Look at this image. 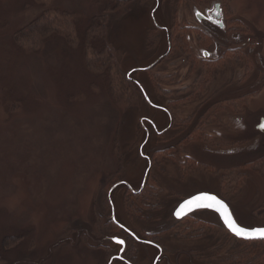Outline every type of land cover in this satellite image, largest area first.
Returning a JSON list of instances; mask_svg holds the SVG:
<instances>
[{"label":"rangeland","instance_id":"374dc122","mask_svg":"<svg viewBox=\"0 0 264 264\" xmlns=\"http://www.w3.org/2000/svg\"><path fill=\"white\" fill-rule=\"evenodd\" d=\"M123 1L0 0V264H264L215 213L172 216L207 193L264 228L263 167L231 170L264 157V0ZM215 7L223 31L197 21ZM103 16L107 77L87 63ZM193 219L203 238L180 239Z\"/></svg>","mask_w":264,"mask_h":264},{"label":"trees","instance_id":"16d2710c","mask_svg":"<svg viewBox=\"0 0 264 264\" xmlns=\"http://www.w3.org/2000/svg\"><path fill=\"white\" fill-rule=\"evenodd\" d=\"M112 1L114 2V6L113 7H107L106 8L107 9V12L108 11H110V12L117 11L119 8L122 7V5H125L126 4V2L123 1V0H112ZM221 8H223V7H221ZM223 12L225 13V11H223ZM105 20H107L106 17H104V16L102 18L99 17L98 18V21L96 23H94L93 25H91L88 28V30L86 32V37L89 38V39L91 37H93V36L94 37L97 36V37H100V38L102 37L101 38L102 44L105 43L104 42V40H105V38H104V35L105 34L104 33L106 32V29H105V26H103V24H101V21H104L105 22ZM35 24H36V22L33 23L31 26H34ZM30 28H32V27H29V29ZM34 30L36 31V29H34ZM90 41H91V43H93L92 42L93 41L92 39H90ZM149 41L150 40H148L147 44L149 43ZM170 43L171 44H169V53L173 52L174 50H176V51L177 50H182L184 52L186 51V48L184 46V41L182 42V40L181 39H178V37H175V36L171 37V42ZM88 48H89V50L91 52V55H92V57L91 56L88 57V55H87V57L89 58L88 61H87L88 67L91 70L97 71V68H101V72H104L105 73V71H107V73H108L106 75V77H107L110 74V71L112 69H119L118 68V65L116 64L117 61H116V58L114 56V53H113L112 49H110L106 43L103 45V47H101V43H100V45H99L98 48L92 47L91 45H89ZM226 53L227 54H232V53L234 54V53H236V54H239V55L242 56V49L241 48H238V49H229V50H226L225 54ZM220 61H221V59H219L217 62H220ZM214 63H216V62H214ZM220 66H221V64H220ZM249 66H252V65H249ZM114 73L117 74V71L115 70ZM208 75H209V73H205V75H202V76H208ZM118 76H121V75H118ZM122 83H123V86L119 90H116V89H118L117 86L114 87L113 84H111V90L113 91L112 92V95H114V92L115 91L117 93V92L122 91V90H127L128 89V86L129 87L131 86L130 85L131 82L127 78H125V77L123 78V81L120 82V84H122ZM203 85H205V84H203ZM199 90H200V88H197L196 89V91H199ZM262 90L263 89H261V91ZM129 96L132 98L131 100L136 101V99H135L136 95L134 94L133 91L131 92V94H129ZM248 96L251 97L252 94L251 95H248ZM129 101H130V99H128L126 102H129ZM117 149H119L118 148V145L116 146V150ZM159 155L161 156L162 154L159 153ZM263 160H264V157L259 158V159H256V160L251 161V162H248L245 165H242L240 167H236V168L231 169L232 171L237 170L239 172L238 175L235 174V176H233L232 178L234 180L237 179L239 181L241 180V177L243 179H245V178L248 177V175H247L248 170H251L255 174L257 173L258 175L262 174L261 172L258 171V169H262V167H263L262 170L264 171V164H263L264 161ZM259 165H261V166H259ZM147 191H145V189H144L141 193H138L135 196L136 197H140L144 192L147 193ZM150 198H151V196H148L147 197V199H150ZM131 209L132 210H135L134 206L131 207ZM263 215H261L260 217L263 218V221H264V216ZM189 218L190 217H188L187 219H184L182 221H179L178 223L185 222V220H189ZM193 220L191 222L189 221V223H187L185 225L186 227L183 228L184 229V232L183 233L179 232V234L177 236L180 239L182 238V240L184 239L185 241H188V240L200 239L201 237L203 238V236H204L203 233L206 231V229L203 226L206 225V224H203L202 222H200V221H198L196 219L194 221ZM197 226H198V228H197ZM196 228L198 229L197 231H195ZM208 231H209V229H208ZM225 231H227V230L225 229ZM227 233L231 237H234L228 231H227ZM235 239H237V238H235ZM237 240H239V241H241L243 243H248V244H254V243L264 244V240H257V241H244V240H240V239H237Z\"/></svg>","mask_w":264,"mask_h":264},{"label":"snow or ice","instance_id":"6c2138e0","mask_svg":"<svg viewBox=\"0 0 264 264\" xmlns=\"http://www.w3.org/2000/svg\"><path fill=\"white\" fill-rule=\"evenodd\" d=\"M260 127L264 129V124L260 125ZM198 208L214 209L217 213H219L224 223L236 236L244 238H264V228L249 230L247 228L240 227L232 218L227 205L216 196L207 193H201L193 196L191 199L185 200L175 214L177 217H180L182 214H187L188 212ZM116 243L123 245L125 242L117 239Z\"/></svg>","mask_w":264,"mask_h":264},{"label":"flooded vegetation","instance_id":"af4514ba","mask_svg":"<svg viewBox=\"0 0 264 264\" xmlns=\"http://www.w3.org/2000/svg\"><path fill=\"white\" fill-rule=\"evenodd\" d=\"M209 14L207 15V17H204L205 19H203L202 21H198V22H203V21H207V23L210 25V28H213V29H216V30H218V31H223L224 30V27H225V25L221 22V21H219L220 19H221V15H220V11L218 12V9L215 7V11L213 12V11H210V12H208ZM208 30H209V27L207 28ZM222 29V30H221ZM229 49H232V48H225L224 50H229ZM169 55V54H168ZM207 57H209V54L208 53H206V52H204L203 53V58H207ZM219 60V59H218ZM217 60V61H218ZM216 61V62H217ZM206 111H208V109H206ZM173 125H174V122H171V124H170V127H169V130H171L172 128H173ZM145 186V185H144ZM145 189V187H141V189L138 191V193H141L143 190ZM199 194H201V193H199ZM196 195H198V194H196ZM193 196H195V195H192V196H190V197H185L183 200H182V202H184L185 200H187V199H189V198H191V197H193ZM181 202V203H182ZM181 203H179L178 204V206L181 204ZM177 206V207H178ZM177 207L174 209V211L172 212V216H173V218L175 219V217H174V213H175V210L177 209ZM203 211H207V210H203ZM198 212V211H197ZM202 212V211H201ZM214 213V212H213ZM187 217H190V215H188ZM186 218V217H185ZM187 219V218H186ZM176 220V219H175ZM180 221V220H179ZM200 240V239H199ZM198 240V241H199ZM161 258V257H160Z\"/></svg>","mask_w":264,"mask_h":264},{"label":"water","instance_id":"95a60500","mask_svg":"<svg viewBox=\"0 0 264 264\" xmlns=\"http://www.w3.org/2000/svg\"><path fill=\"white\" fill-rule=\"evenodd\" d=\"M219 12V11H218ZM197 16V20L198 21H202L203 19H205L204 18V16H202V15H200V14H197L196 15ZM262 124H264V119H262L261 121H260V124L257 126V130L259 131V132H264V129H262L261 127H260V125H262ZM199 195V194H198ZM192 198V197H191ZM191 198H189V199H191ZM219 199V198H218ZM188 200V199H187ZM183 203V202H182ZM181 203V204H182ZM180 204V205H181ZM180 205L177 207V209L175 210V213H176V211L179 209V207H180ZM228 207V206H227ZM203 210H207V211H211V212H214L218 217H219V219H220V221H221V223H222V225L224 226V228L232 235V236H234L235 238H237V239H240V240H244V241H257V240H264V238H261V237H256V238H244V237H239V236H236L228 227H227V225L224 223V221H223V219L220 217V215H219V213H217L214 209H210V208H198V209H194L193 211H191V212H188L187 214H182L180 217H177L176 216V214L174 213V217H175V219L176 220H182V219H184L185 217H187L188 215H190V214H192V213H194V212H197V211H203ZM228 210H229V208H228ZM230 211V210H229ZM231 213V212H230ZM231 216H232V214H231ZM232 218H233V216H232ZM249 230H252V229H249ZM123 246V245H122Z\"/></svg>","mask_w":264,"mask_h":264},{"label":"bare ground","instance_id":"6f19581e","mask_svg":"<svg viewBox=\"0 0 264 264\" xmlns=\"http://www.w3.org/2000/svg\"><path fill=\"white\" fill-rule=\"evenodd\" d=\"M255 174V173H254ZM248 177H249V175H248Z\"/></svg>","mask_w":264,"mask_h":264}]
</instances>
